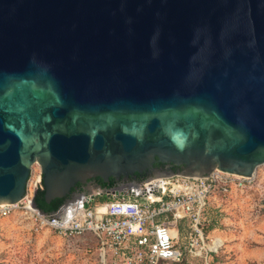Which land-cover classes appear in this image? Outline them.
<instances>
[{
    "label": "water",
    "instance_id": "95a60500",
    "mask_svg": "<svg viewBox=\"0 0 264 264\" xmlns=\"http://www.w3.org/2000/svg\"><path fill=\"white\" fill-rule=\"evenodd\" d=\"M157 162L183 169L74 193ZM35 163L47 202L66 200L51 213L31 204L60 224L88 193L162 201L157 178L252 175L264 163V0H0V204L26 195Z\"/></svg>",
    "mask_w": 264,
    "mask_h": 264
},
{
    "label": "built area",
    "instance_id": "2783aa9c",
    "mask_svg": "<svg viewBox=\"0 0 264 264\" xmlns=\"http://www.w3.org/2000/svg\"><path fill=\"white\" fill-rule=\"evenodd\" d=\"M263 164L252 175L215 168L204 177L176 174L154 179L151 185L163 182V191L155 190L162 201H150L146 191L111 197L108 192L88 193L71 222L64 224L49 220L31 204L38 180L44 187L40 166L20 201L0 204V220L20 212L36 230L51 227L66 238L92 233L97 239L95 264H213L215 257L216 264H223L219 257L227 239L220 226L227 219L231 228L239 222L242 203L251 204L252 191H259L255 187ZM262 194L264 207V189ZM103 196L108 199L100 201Z\"/></svg>",
    "mask_w": 264,
    "mask_h": 264
},
{
    "label": "rangeland",
    "instance_id": "374dc122",
    "mask_svg": "<svg viewBox=\"0 0 264 264\" xmlns=\"http://www.w3.org/2000/svg\"><path fill=\"white\" fill-rule=\"evenodd\" d=\"M39 167L34 164L30 182ZM260 171L262 178L255 187L259 191H252L251 204L242 203L244 213L237 218L239 222L231 228L227 219L226 225L220 226L227 239L219 257L223 264H264V164ZM96 260L97 239L92 233L66 238L51 227L36 230L34 222L20 212L0 220V264H95Z\"/></svg>",
    "mask_w": 264,
    "mask_h": 264
},
{
    "label": "flooded vegetation",
    "instance_id": "af4514ba",
    "mask_svg": "<svg viewBox=\"0 0 264 264\" xmlns=\"http://www.w3.org/2000/svg\"><path fill=\"white\" fill-rule=\"evenodd\" d=\"M182 169H183V165H177V164L169 163V162H157L155 163V166L152 170L145 169L142 172H137L134 176H130V177L122 176L120 178H117V177H114V178L117 180V186H120L125 183H131V182L141 183L151 176L168 173V172H178ZM98 178L99 176H94V177L89 178L87 182L83 184H79L77 188L74 190V193H80L83 191L90 190L94 187H99L101 183ZM111 178H110V181H111Z\"/></svg>",
    "mask_w": 264,
    "mask_h": 264
},
{
    "label": "trees",
    "instance_id": "16d2710c",
    "mask_svg": "<svg viewBox=\"0 0 264 264\" xmlns=\"http://www.w3.org/2000/svg\"><path fill=\"white\" fill-rule=\"evenodd\" d=\"M101 185L105 188H113L117 186V180L112 177L111 181L105 182L103 178H98ZM66 197H57L53 199L51 202H47L45 197V187L39 188L35 194L34 202L36 206L43 212L51 213L57 211L62 204L65 202ZM218 261V258L215 257L212 261L213 264H216Z\"/></svg>",
    "mask_w": 264,
    "mask_h": 264
},
{
    "label": "crops",
    "instance_id": "0c3cea01",
    "mask_svg": "<svg viewBox=\"0 0 264 264\" xmlns=\"http://www.w3.org/2000/svg\"><path fill=\"white\" fill-rule=\"evenodd\" d=\"M226 237V236H225Z\"/></svg>",
    "mask_w": 264,
    "mask_h": 264
}]
</instances>
